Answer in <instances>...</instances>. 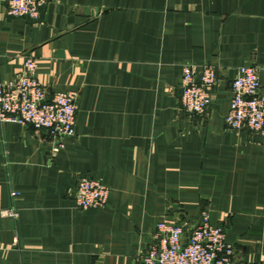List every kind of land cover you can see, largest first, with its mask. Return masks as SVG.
<instances>
[{
    "label": "crops",
    "instance_id": "0c3cea01",
    "mask_svg": "<svg viewBox=\"0 0 264 264\" xmlns=\"http://www.w3.org/2000/svg\"><path fill=\"white\" fill-rule=\"evenodd\" d=\"M29 56L49 96L77 95L76 137L54 153L44 132L0 122V264H137L160 221L191 230L203 211L234 264H264V136L225 121L238 70L264 65V0H52L38 21L0 0L3 79ZM206 63L219 81L193 118L183 69ZM82 176L109 187L106 207L78 209Z\"/></svg>",
    "mask_w": 264,
    "mask_h": 264
},
{
    "label": "built area",
    "instance_id": "2783aa9c",
    "mask_svg": "<svg viewBox=\"0 0 264 264\" xmlns=\"http://www.w3.org/2000/svg\"><path fill=\"white\" fill-rule=\"evenodd\" d=\"M52 0H5L7 16L38 21L41 10ZM38 63L29 56L19 75L9 81L0 71V122H17L44 132L55 142L54 153L76 137L77 95L57 92L49 96L37 76ZM263 66L248 65L238 70L231 83L230 111L225 121L229 131H248L264 136ZM219 81L218 68L212 63L201 67L185 66L182 75L181 109L190 117H203L213 102V89ZM110 189L88 176L79 178L74 197L80 210L103 208L109 202ZM19 191L12 192L14 200ZM5 219L16 220L12 206L1 211ZM236 248L226 241V229L215 225L208 212L201 213L200 223L191 230L178 221L163 220L137 264H234Z\"/></svg>",
    "mask_w": 264,
    "mask_h": 264
}]
</instances>
